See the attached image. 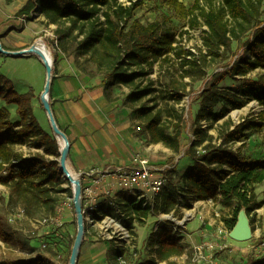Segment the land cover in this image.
Segmentation results:
<instances>
[{"label": "trees", "instance_id": "obj_1", "mask_svg": "<svg viewBox=\"0 0 264 264\" xmlns=\"http://www.w3.org/2000/svg\"><path fill=\"white\" fill-rule=\"evenodd\" d=\"M194 0L186 9L179 0H163V5L182 18H188L193 29L206 28L203 47L208 56L221 57L231 50L232 41L239 39L238 30H251L243 45V53L222 73L214 74L211 82L199 96L200 106L193 121V141L185 156L191 162L189 169L180 175V186L171 184L154 199L153 207H143V202L127 192L120 193L123 208L131 210L127 228L134 222L142 225V219L159 214L182 217L181 210H189L198 201H213L230 207L231 220L226 225L231 231L238 214L245 211L250 222L251 214L260 209L255 186L264 184V160L257 161L244 152L250 131L264 130V18L261 19V2L257 0ZM136 1L123 5L117 0H26L13 19L43 17L46 26H54L53 35L58 50L70 56L82 73L90 77L101 76L106 101L118 100L115 91L125 87L124 105H132L128 118L139 121L142 130L154 145H163L174 153L180 151L179 134H170L160 112L146 104L138 105L154 93L150 80L155 65L171 54L180 61L184 77L193 74L204 76L197 61L190 60L192 53H185L173 46L176 34L162 22L140 23L135 11ZM227 17V18H226ZM232 24V25H231ZM19 30L24 26L20 24ZM11 28V29H17ZM12 31V30H9ZM1 39V37H0ZM2 48L7 50L3 45ZM204 55V59L207 57ZM1 57V54H0ZM56 58L53 57V66ZM89 67H92L90 69ZM261 70L256 79L247 76ZM226 79L238 82L230 88L220 86ZM184 94L173 90L168 95L177 104ZM34 93H18L12 83L0 75V185L25 211H46L54 214L62 188V175L57 159L59 146L54 136L44 131L34 117L32 100ZM250 102H256L260 111L238 124L226 119L231 111L241 110ZM9 107H15L14 121ZM178 122L181 116H175ZM221 125L217 137L208 134L202 123ZM264 144V136L262 138ZM238 145V146H237ZM27 150L26 152L23 150ZM175 171H172V175ZM173 179V178H171ZM106 212H104L105 215ZM101 220L102 218H97ZM251 225V222H250ZM86 231V223L84 222ZM0 241L10 244L0 228ZM148 246L154 257L143 264H176L171 260L185 251L180 238L170 224H164L152 232ZM123 249L110 245L105 254L106 264H120ZM190 259L189 256L187 257ZM39 259H11L0 254V264H39ZM260 262L247 261L246 264Z\"/></svg>", "mask_w": 264, "mask_h": 264}, {"label": "rangeland", "instance_id": "obj_2", "mask_svg": "<svg viewBox=\"0 0 264 264\" xmlns=\"http://www.w3.org/2000/svg\"><path fill=\"white\" fill-rule=\"evenodd\" d=\"M25 1L26 0H4L12 11H14L15 8H19ZM136 1L140 2V6L135 11V18L142 24L154 21L162 22L166 28L172 30L176 34L173 46H175L176 49L178 48L184 51L186 54L192 53L190 60L197 61L204 74L202 77L195 74L184 77L185 73L180 66V61L171 54L165 57V61L160 60L154 67L153 74L150 78L154 83V93L145 98L141 103H138V105L146 104L148 107H153L154 112H160L163 122L170 128L169 133L179 134L180 151L178 153H174L163 145L152 144L146 134L138 129L140 122L132 121V131L137 137L139 148L141 151L144 149L149 150L150 157H148V159L151 162L159 165H173L177 162L176 168L173 170L175 172L171 175V171L167 176V188L170 189L171 184L180 186L181 183L177 167L181 161L188 159L185 156V152L194 138L192 134L193 121L200 106V94L209 86L211 77L214 74L222 73L228 69L232 63L242 55L244 50L243 45L249 39L251 30H247L245 33H241V31L238 30L239 39L232 41L231 50L225 54L221 52V57L208 56L207 50L203 47V37L206 28L202 25L201 19H199L201 25L192 29L188 18H182L174 11L166 8L163 5V0H130L131 3ZM258 1L259 0L256 2ZM261 1L262 5L260 7V12L262 13L261 19L263 20L264 0H260L259 2ZM123 2L127 5L129 4L126 0H123ZM179 2L186 9L191 8L194 4V0H179ZM219 2V0H215V6H218L220 4ZM15 13L12 17H14ZM6 24L7 21L4 22V27H6ZM37 24L43 25L42 28L44 31L31 38L30 46L35 45L37 42H42L50 53L53 67V57L59 52L57 42L53 37L54 27L52 26L53 28H49L40 21H38ZM24 37H26V35ZM204 55H207L205 59L203 58ZM5 57L6 56L1 55L0 60ZM28 57L29 59H25ZM22 58L4 59L0 63L1 72L3 73L6 71V74L9 75L10 78L15 77L18 79L15 82V88L19 92L26 91V85L22 82V73L26 72L35 79V91H38L43 78L46 79V70L43 65L39 63V60L36 59V56L31 55ZM5 60L6 63L3 65ZM89 68L92 69V67ZM261 74H263V71L256 70L247 77L256 79ZM238 84L239 83L236 81L226 79L220 86L230 88ZM173 90H177L179 93L184 94L183 99L178 104L168 98V95L172 94ZM128 92V88L122 87L116 90L115 94L123 102ZM134 106L124 105L123 103V107L127 108L129 111ZM9 110H13L12 107H9ZM260 110L256 102H250L241 110L231 111L226 119L232 121L233 124H238L247 117L255 116ZM176 115L181 116L180 122L175 118ZM34 117L37 119L40 126L44 125V127H46L47 123L45 120V111H43V109H36ZM202 125L206 130L208 129L209 135L216 138L221 122L212 126L203 122ZM263 136L264 130L262 134L253 131L248 133L247 147L244 152L257 161L264 160ZM23 150L25 152L27 151L25 149ZM61 179L63 181L62 188H64L66 192L59 196L54 214H51L48 210L25 211L22 206L10 196L8 189L0 185V228L9 238L10 242H12L8 245L0 241V254L8 255L11 259H39L42 261L39 262V264H69V257L76 236L77 225L73 205L72 186L63 176ZM255 193L258 200H264V184L256 185ZM120 197V193H115L111 200H101L94 211L84 215L86 231L84 230L80 251L87 244H99L101 248L105 247L107 249L110 245H114L124 250L120 264H134V261L139 259L146 261L151 258V255L154 256L153 249L144 248L141 251V249L134 248V244H136V235L133 229L137 223L134 222L132 230L126 227L129 217L134 218V215H130L131 210L129 208H123V205L119 204ZM104 212H106L105 215ZM219 212L222 214L220 216V226L222 232H224L223 236H225L224 239H220V242L226 244L228 240H233L229 236L230 231L226 225V222H229L232 217L231 208L219 209ZM187 213V216L181 213V218L173 214H159L148 216L145 220L149 218L154 219L153 223L149 225V228H152V232L157 222H161V224H170L171 227L173 225L178 226L182 219H184L186 223L193 215V212ZM99 217L102 219L98 220L97 218ZM142 222L144 225L145 222ZM250 222L251 236L249 240L239 244L247 246L245 250L251 253L249 255L242 254L243 258L239 259V261L221 262V264H245L248 259L253 260V262H260L259 264H264V250L263 252H254L250 249L252 246H260L261 243L264 244L263 206L251 214ZM184 228L181 229V227H179L182 231L181 234L179 233L180 237L185 233ZM122 229L128 232L129 238L122 234ZM109 236L113 238L109 240ZM189 252V261L191 264H196L192 261V252L190 250L187 251L186 255L189 254ZM217 253V255H215L216 259H218V261H223L226 257L225 252L222 250ZM186 255H184L183 258H181V256L173 260L183 264L188 261ZM135 264H137V262H135ZM158 264L166 263L159 262Z\"/></svg>", "mask_w": 264, "mask_h": 264}, {"label": "crops", "instance_id": "obj_3", "mask_svg": "<svg viewBox=\"0 0 264 264\" xmlns=\"http://www.w3.org/2000/svg\"><path fill=\"white\" fill-rule=\"evenodd\" d=\"M19 8H15L12 11L4 0H0V43L7 51H19L29 48L31 38L44 31L43 25L37 24L38 21L44 23V18L41 16L34 21L27 22L22 31H17L19 30L17 21L11 18H13L12 15ZM5 21H7L6 27L3 25ZM49 28L53 27L49 26ZM25 35L26 37H24ZM7 58L15 59L14 57H5L0 60V63L4 59L7 60ZM55 58L56 64L52 67L48 101L53 119L59 130L65 134L69 143L66 162L68 170L74 174L89 169H97L103 172L110 168L130 166L131 158L135 153L147 158L150 157L149 150L144 149L141 151L139 148L137 137L132 131V121L128 118L130 111L123 107V102L119 98L113 102H108L104 98L102 77H90L82 73L74 64L72 57L65 56L60 51L57 52ZM25 59H29V57ZM36 59L39 60L37 57ZM6 60L3 65H5ZM39 63L42 64L40 60ZM0 75L7 78L20 94L28 91L35 92H33L34 99L32 100L33 114L36 109H43L40 96L44 90L46 79L43 78L38 91H35V79L23 72L22 82L26 85V91L19 92L15 88L17 78H10L6 71L2 73L1 66ZM115 96L118 97L116 94ZM12 109L10 110L12 118L16 121L17 117L14 116L15 107H12ZM45 120L47 125L44 127L41 124V128L53 136L46 112ZM190 166L191 162H189V159H185L179 163L177 172L182 175ZM111 184V179L106 177L98 191V202L103 199L111 200L116 193ZM258 201L262 202L263 200L259 199ZM233 206L223 207L213 201H198L192 204L191 209H182L181 213L183 215L187 216V212H193V215L185 223V233L180 237V244L185 251L180 257L183 258L187 251H191L193 247L202 241L221 243L220 239H224L225 236H223V233L220 236L218 235L219 230H221L220 216L222 215L219 209H232ZM142 221L145 222L144 225L136 224L133 229L136 235L134 248L141 249V251L144 248H151L148 246V239L153 231L151 232L152 228H149V225L153 223L154 219H142ZM239 243L241 242L231 239L226 244L221 243L226 247L223 250L226 257L223 261L219 260L220 263L239 261V259L243 258L242 254L249 255L251 253L245 250L247 246ZM106 251L107 248H101L99 244H87L79 252L77 262L78 264H106ZM189 255L190 252L186 257ZM150 257L154 256L151 255ZM189 260L183 264H191ZM171 261L176 264H182L175 262L173 259ZM135 262L143 264L145 261L139 259L134 261V264Z\"/></svg>", "mask_w": 264, "mask_h": 264}, {"label": "built area", "instance_id": "obj_4", "mask_svg": "<svg viewBox=\"0 0 264 264\" xmlns=\"http://www.w3.org/2000/svg\"><path fill=\"white\" fill-rule=\"evenodd\" d=\"M123 5V0H117ZM130 4V0H126ZM128 4V5H129ZM38 17H33L35 20ZM31 19V20H32ZM28 21V22H31ZM17 27L20 24L23 26L27 23L25 18H18ZM54 27V26H53ZM54 37V35H53ZM55 40V38H54ZM177 162L173 165H159L151 162L147 157L135 153L131 158V165L128 167H115L104 170L103 172L97 169H89L76 173L81 187V204L83 215L94 211L98 205V191L101 188L104 179L109 177L111 179V187L118 192H127L135 196L137 200L143 202V207H153L154 199L161 194L167 185L168 173L176 168ZM211 202V200H209ZM177 224V223H176ZM164 224L157 222L153 228V232H157ZM178 225V224H177ZM185 220L179 222V225H173L171 228L173 232L178 233L180 237L181 230L179 227L184 228ZM122 234L125 237H130L127 231L122 229ZM224 234L219 230L218 235ZM113 237L109 236L111 240ZM264 244L260 246H252L250 249L254 252H263ZM226 247L219 242L202 241L191 249L192 261L199 264H221L215 255L218 251L224 250Z\"/></svg>", "mask_w": 264, "mask_h": 264}, {"label": "water", "instance_id": "obj_5", "mask_svg": "<svg viewBox=\"0 0 264 264\" xmlns=\"http://www.w3.org/2000/svg\"><path fill=\"white\" fill-rule=\"evenodd\" d=\"M31 21H33V19ZM34 47L35 46L32 45L27 49H23L19 51H7L2 48V45L0 43V54L6 57H14V58H22L31 55L36 56L42 62L46 70V83L44 90L40 96V102L42 108L44 109V111L48 116L51 132L60 147L59 148L60 156L57 159L59 171L63 177L64 176L66 177L67 181L72 186L73 205H74V212L76 217L77 231L69 257V264H77V259L79 256L80 247L84 236V219H85L82 212V204L80 198L81 187L78 178L74 179L67 168L66 162H67V155L69 152V143L65 134L62 131H60L59 128L57 127L53 119L48 101V94H49L51 73H52V59L48 60L43 53L37 51ZM60 140L63 142V144L60 143ZM250 232L251 231H250L249 219L246 216L245 211L241 210L238 214L237 223L234 226V228L230 231L229 236L235 241L244 242L249 240L251 236Z\"/></svg>", "mask_w": 264, "mask_h": 264}, {"label": "bare ground", "instance_id": "obj_6", "mask_svg": "<svg viewBox=\"0 0 264 264\" xmlns=\"http://www.w3.org/2000/svg\"><path fill=\"white\" fill-rule=\"evenodd\" d=\"M34 46H35L34 48H35L37 51L43 53V54L45 55V57H46L48 60H51L50 53H49V51L46 49L45 45H44L42 42H37ZM60 143L63 144V142H62L61 140H60ZM70 173H71V175H72V177H73L74 179L77 178L76 174H73L72 172H70ZM63 178H64L65 180H67L65 176H64Z\"/></svg>", "mask_w": 264, "mask_h": 264}]
</instances>
